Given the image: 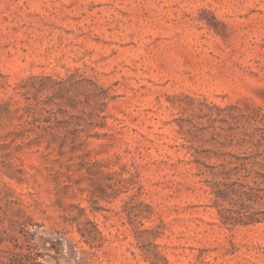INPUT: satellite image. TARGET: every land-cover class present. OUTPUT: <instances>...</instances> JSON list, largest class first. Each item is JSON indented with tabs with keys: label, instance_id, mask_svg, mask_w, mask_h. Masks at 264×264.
Here are the masks:
<instances>
[{
	"label": "rangeland",
	"instance_id": "1",
	"mask_svg": "<svg viewBox=\"0 0 264 264\" xmlns=\"http://www.w3.org/2000/svg\"><path fill=\"white\" fill-rule=\"evenodd\" d=\"M255 171L264 0H0V264H264Z\"/></svg>",
	"mask_w": 264,
	"mask_h": 264
},
{
	"label": "trees",
	"instance_id": "2",
	"mask_svg": "<svg viewBox=\"0 0 264 264\" xmlns=\"http://www.w3.org/2000/svg\"><path fill=\"white\" fill-rule=\"evenodd\" d=\"M257 164H258L257 161H255V160L251 161V166H252V167H254V166L257 165ZM261 165H262V164H261ZM241 169H243L244 171H246V174L244 175L245 177H247V176L249 175L248 173H249L250 171H252V170H248V169L245 167V163H244V164H241ZM255 173H256L257 176H259V177H264V173H263V172L255 171ZM254 183H256L257 185H256L255 187H251V188H255V190H256L257 192L263 191V194H262L261 196H258L257 193H256V196H258V197H262V196H264V188L261 187V186H259V184H261L262 181L258 182L257 180H254ZM227 220H228V218H225V221H227Z\"/></svg>",
	"mask_w": 264,
	"mask_h": 264
}]
</instances>
